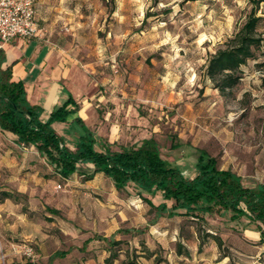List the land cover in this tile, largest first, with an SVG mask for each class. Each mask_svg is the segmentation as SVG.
Returning <instances> with one entry per match:
<instances>
[{
    "label": "rangeland",
    "instance_id": "1",
    "mask_svg": "<svg viewBox=\"0 0 264 264\" xmlns=\"http://www.w3.org/2000/svg\"><path fill=\"white\" fill-rule=\"evenodd\" d=\"M57 6L61 10L53 16L61 35L71 41L77 30L76 42L92 45L95 131L116 139L113 148L155 137L163 156L188 175L202 148L247 185L264 182V42L232 90L221 93L206 74L211 54L245 21L249 0H59ZM258 13L264 15V2ZM260 31L264 37V22ZM4 143L7 135L0 130V192L21 196L0 198V264L76 263L86 254L74 251L65 258L58 250L45 258L43 251L64 248L71 243L68 235L89 231L107 246L122 241L113 247L118 257L112 264H264L258 225L245 217L207 215L203 227L222 243L205 235L201 252L197 224L159 215L132 186L118 190L101 175L66 180L34 147L20 148L15 162H5ZM27 186L30 193L19 192ZM16 202L19 210L28 208L27 224ZM179 243L189 256L178 254ZM110 253L96 252L95 264H107Z\"/></svg>",
    "mask_w": 264,
    "mask_h": 264
},
{
    "label": "trees",
    "instance_id": "2",
    "mask_svg": "<svg viewBox=\"0 0 264 264\" xmlns=\"http://www.w3.org/2000/svg\"><path fill=\"white\" fill-rule=\"evenodd\" d=\"M251 8L245 21L215 53L211 54L206 74L215 88L226 93L236 87L243 78V66L259 57L264 37L260 31L264 15L259 9L264 0H249ZM4 50L0 48V128L18 135L20 143L35 145L53 166L56 173L68 179L79 171L78 164L92 162L95 174L104 172L111 177L118 190L132 186L136 194L150 204L159 215L183 216L197 224L198 236L202 239L199 251H203L204 237L213 236L220 243L222 238L203 227L208 223L207 215L229 214L233 221L246 217L255 222L260 231V242L264 244V182L255 187L247 186L243 176L232 168H222L218 158L206 149L198 151V174L188 177L183 170L166 159L155 137L144 138L140 144L122 145L118 150L107 147L97 149V139L92 132L81 137L80 149L71 152L64 138L53 127L55 121H66L77 110L78 104L71 96L69 101L54 109L47 121L41 119L43 109L32 104L27 97L24 81L14 80L12 67H2ZM264 63L261 62L260 64ZM80 120V119H79ZM94 174L86 175L87 179ZM161 193L164 201L156 204L152 197ZM20 193L2 190L0 198H18ZM168 201L172 204L169 205ZM52 213L60 210L47 207ZM24 212H29L24 208ZM52 219V217H47ZM129 232V231H127ZM100 239H104L100 237ZM121 240H110V255L107 264L118 257L113 247ZM190 255L188 249L179 243L178 254ZM65 251L56 255L64 256ZM124 264H137L129 259Z\"/></svg>",
    "mask_w": 264,
    "mask_h": 264
},
{
    "label": "crops",
    "instance_id": "3",
    "mask_svg": "<svg viewBox=\"0 0 264 264\" xmlns=\"http://www.w3.org/2000/svg\"><path fill=\"white\" fill-rule=\"evenodd\" d=\"M58 3L59 0H42L37 4L36 17L41 26L40 35L32 38L17 36L10 41H0L2 44L1 47L4 50L2 67L5 69L11 66L13 79L24 81L29 101L32 104L41 106L43 109L41 114L43 121H47L52 111L66 104L71 96L74 98L78 104L77 110L71 113L66 121L53 122V127L64 138L66 146L71 152L77 153L79 151L81 137L88 132H92L96 137L97 149L105 150L110 146L112 150H118L121 146L118 149L112 146L116 139H105L99 132L95 131V79L88 71L89 68L92 72L95 70V57H91L90 53L92 45L77 43V30L72 31L75 37L71 41L67 39V36L61 35L58 27L60 20L54 18L56 15L54 12L61 10L57 6ZM71 28L74 29L75 25ZM93 53L95 54L94 51ZM1 132L7 135V143L4 144L8 147L6 148V154L3 156L5 162L8 159L15 162L21 156L18 153L20 148L29 150V147H34L38 150L35 145L20 143L18 135L11 131L1 130ZM38 152L47 160L39 150ZM12 153L15 154L11 155ZM197 163L198 153L194 164L195 171L192 175H188L186 168L182 165L178 163L175 165L179 166L186 176L194 177L198 174ZM78 166L79 171L66 180H73L76 176L84 177L86 180H92L95 179V176L101 175L110 178L115 186L113 179L104 172H97L95 174L94 163L86 161L79 163ZM88 174L94 175L92 178L87 179L86 175ZM259 183L254 186L245 184L250 187H255ZM2 190L7 191L8 189L3 188ZM18 190L23 194L30 193L29 186L21 187ZM159 194L162 196L161 193ZM7 199L11 200L12 198ZM29 200L32 204L35 203L34 199L31 198ZM169 202L171 201H168V204ZM15 207L17 215L22 216L25 224H27L29 222V212L19 210L20 204L18 202H16ZM0 218L1 226H3L4 218L1 214ZM68 236V240L71 241L69 245L63 248L62 244L54 252L46 253L43 251V257L49 258L53 256V253L60 250L66 252L64 255L65 258H70L74 251H78L79 253L86 254V256L77 260L76 263L70 262L69 264H95L96 252H109L105 241L96 239L93 231ZM259 238L261 239L260 229ZM68 240L64 239L62 243L68 242Z\"/></svg>",
    "mask_w": 264,
    "mask_h": 264
},
{
    "label": "built area",
    "instance_id": "4",
    "mask_svg": "<svg viewBox=\"0 0 264 264\" xmlns=\"http://www.w3.org/2000/svg\"><path fill=\"white\" fill-rule=\"evenodd\" d=\"M41 1L0 0V41H10L17 36L32 38L40 35L36 7Z\"/></svg>",
    "mask_w": 264,
    "mask_h": 264
}]
</instances>
